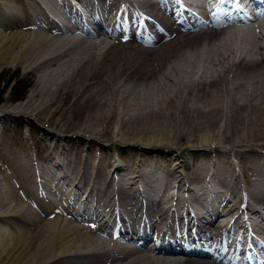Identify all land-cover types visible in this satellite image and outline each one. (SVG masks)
I'll use <instances>...</instances> for the list:
<instances>
[{
    "label": "bare ground",
    "instance_id": "6f19581e",
    "mask_svg": "<svg viewBox=\"0 0 264 264\" xmlns=\"http://www.w3.org/2000/svg\"><path fill=\"white\" fill-rule=\"evenodd\" d=\"M178 1L0 0V75L19 73L31 86L26 98L14 102L8 96L0 109L15 108L24 121L35 112L67 131L34 130L48 156L4 154L0 264H264V255L253 250L254 243H264L245 225L257 217L253 224L264 240L261 156L253 153L243 162L242 175L245 167L256 174L248 186H239L237 164H217L212 155L191 174L179 170L187 164L179 144L188 137L184 122L204 130L199 127L226 112L227 97L230 116L251 129L264 127V16L258 24L238 14L246 25L228 22L234 16L207 24L208 8L199 4L205 18L191 13L188 22ZM165 79L173 82L167 93L174 94L138 106L139 120L128 124L133 89L145 87L136 97L144 96ZM115 98L126 103L108 111ZM258 131L256 137L264 136ZM207 133L200 136L208 139ZM82 134L136 146H125L139 149L134 156L161 148L168 176L153 184L137 162L109 158L102 165L78 152L62 158V150L54 151L61 139ZM49 138L55 139L53 149ZM262 141L257 145L264 148ZM244 143L233 142L224 152L237 156ZM72 162L78 165L71 168ZM219 167L231 170L230 176Z\"/></svg>",
    "mask_w": 264,
    "mask_h": 264
},
{
    "label": "rangeland",
    "instance_id": "374dc122",
    "mask_svg": "<svg viewBox=\"0 0 264 264\" xmlns=\"http://www.w3.org/2000/svg\"><path fill=\"white\" fill-rule=\"evenodd\" d=\"M248 39H251V37H249ZM238 40L240 41V39H238ZM239 41H238V43H240ZM238 55H239V53H238ZM210 64H214V63H210ZM211 70H212V68H211ZM6 72H7V74L4 71L3 74L0 75V103L6 101L8 99V96L13 97L12 99H14V102H19V101L23 100L24 98H26L27 97L26 95L28 94L31 86L20 80V74L19 73L13 74V72L9 71V70ZM0 73H1V70H0ZM169 81H170L169 79L162 80V83L164 84L163 87L162 86H155L156 87L155 90H146L143 93L147 94V95H144V96H137L136 97V95L138 94V91L144 90L145 87L144 88L143 87H136L133 89L134 90V92H133L134 96L132 95L133 97H130L128 100V102H130L132 104V105L129 104L130 105L129 109L131 111H129L126 114L127 115L126 117L128 118V121H129L128 124H130V123L135 124L136 123L135 120H139L138 115H140V114H138L137 113L138 111H136L138 106L145 105V104L146 105H148V104H151V105L155 104L156 105L160 102H164V99H166V97H168L169 95L174 94V93H167V91H170L171 88L173 87V82L170 81V83H168ZM121 96L122 95H120V97ZM118 100H120V101H118ZM124 103H126V102L123 100V98H115L112 103H109L108 111L112 112L113 109L120 111L122 109ZM115 104H118V105H115ZM226 105L227 106L229 105V106L227 107ZM230 105H231V101L229 102L228 97H227L225 99V108L226 109L228 108L225 112L226 114L225 113L222 114L220 119H218L219 118L218 117L216 119L217 121L215 120L213 122V124L210 123V124H205L203 126L201 125V127H199V129L204 127V130L201 129L202 131L199 129H197L199 131H196L195 128L193 127L191 121H189L187 123L186 121L184 122L183 120H181L182 122H184L185 127H186L185 128L186 131L184 130V132H185V134H188V137L187 136L184 137L183 140H181L179 143L182 148L184 147V151H185L184 156H185V159L187 160V164L183 163L184 164L183 165L182 162H181V165H180V163L178 164V165H180L179 170H181L183 174H187V175L191 174V171L194 168L198 167L195 165L196 163L201 162V161H205L209 156L212 155L213 157H215L217 159V164L218 163L219 164L224 163L230 167L234 164H237V168H238L237 173H238L239 179H240L239 186H248L247 185L248 181H250V179L252 180L256 176V174L255 175L249 174V168L248 167H245V168H247L248 171L245 172V175H242L241 174V167H244L243 162L249 161V158H251V155L253 153L259 154L261 156L262 160L264 161V148H262V146L259 147L257 145V144H260V142L262 140L264 141V139H261V137H264V136L260 135V136L256 137V135H255L258 132H260L258 130H261L264 133V129H263L264 127L261 126L263 128H261V127L255 128L256 127L255 126L251 129V127L248 124H245V123L242 124L241 121L239 122L240 119H237L234 116H230V113L233 112L230 110ZM35 108H37V107H35ZM39 108L40 107H38L35 110H39ZM16 111L17 110H15V108L0 109V163L3 160H5L4 159L5 153L16 158L17 156H14V154L15 155H21V154H24L27 152V154L30 153L33 156H35L36 160H37V155L39 154L38 152H41L44 156H48L49 151L46 150L44 143L43 142L38 143L36 141L37 140L36 137H38V135L37 136L34 135L35 134L34 130H37L40 128V130H42V132H47L48 130L53 129L52 131L56 132L57 135L62 134V133L67 132V131H65V129H62L63 127L58 128L56 126V123L53 121H51V122L45 121V119L43 120V118L36 116L35 112L34 113H28L30 118L27 117L28 118L27 121H24L23 118L21 117V115L18 114L19 112H16ZM258 111L259 110H256V112H258ZM242 112L245 113L244 111H242ZM242 112H240V113H242ZM53 118H55V116ZM119 118H120L119 115H117L115 118V121L113 124V128H115V130H116V128H118V127L114 126L115 123L118 126L121 124L119 122L120 121ZM131 118H132V120H131ZM179 118H181V117H179ZM181 119H183V116ZM171 123H173V124H171ZM220 123H221V125H220ZM167 124L169 126L173 125L172 126L173 128L176 127V124L174 123V121L173 122L169 121ZM240 124L244 128V130H243L244 134L243 133L240 134L238 132L239 131L238 126ZM211 127L213 129H211ZM175 129L176 128H174L173 131H175ZM206 129H207V131H209V133L206 134L208 139L200 136V134L201 135L204 134ZM256 129H258V130H256ZM56 130H58V131H56ZM76 132H78V131H76ZM221 133H222V136H221ZM224 135H227V136H224ZM244 136H247L250 138H247V140L243 141V139H241V138H243ZM259 138L261 140H258V141L254 140V139H259ZM240 139H241V141H240ZM49 140H51V149H53L52 142H54L55 139L49 138ZM61 140H62V142L59 143V147L54 148V151L59 152L62 150L63 151L61 153L62 158H63V156L66 157L67 155H69V157H72L76 152H78L79 156H81L80 157L81 159L85 158L88 161H92V162L97 163V164L101 162L102 165H105L107 163L106 161H108L109 158H111L114 161L115 160L119 161L120 163H122L124 165H126L127 163L129 164L131 162L133 164L137 162V164H139L138 166L145 173V177L150 179L151 183H153V184L158 183L159 176L160 177L161 176L164 177L166 175L168 176V174L166 172V170H167L166 168H168V167L165 168L162 166V164L165 162L167 153L166 152L163 153L162 152L163 150L161 148H157V149L153 148V150L150 149L149 151L145 152V154H140V155L134 156L136 154V152L138 153L137 150H139V149L135 150V148H126L125 146H131V147H136V146L128 145L126 143L125 144L124 143L123 144L117 143V142L113 143L112 140H110V138H108L107 136H104V135L102 136V135H97V134L95 135L94 134L92 136H89V135H83L82 134V135H78L76 137H73L71 139H67V140L61 139ZM215 140H217L218 142H216ZM236 140H237V142H236ZM200 141H201V143H199ZM213 141H215V142H213ZM242 141L245 143L242 146L240 145V147H243V148H239V149L237 148L238 152L240 153L237 156L233 155V156H235V157H233L231 153L224 152V150L227 147L228 148L231 147V144L233 142L234 143H238V142L243 143ZM255 143H256V145L254 146ZM252 145L254 147H252ZM186 146H188V147L186 148ZM252 148H253V150H252ZM32 150H34V151H32ZM228 151H231V150L229 149ZM172 156L174 159L178 157L176 155V153H174ZM174 163L172 162V166L175 165ZM208 163L210 164V161H208ZM2 164H4V163H2ZM5 164H6V162H5ZM77 165H78V163L72 162V164H70L69 166L72 168V167H75ZM218 169L220 171H223L222 174L230 176L229 173L231 172V170L225 169V168L222 170L221 167H219ZM242 178H243V180H242ZM225 189H226V187H225ZM231 234L234 235L233 231L231 232Z\"/></svg>",
    "mask_w": 264,
    "mask_h": 264
}]
</instances>
